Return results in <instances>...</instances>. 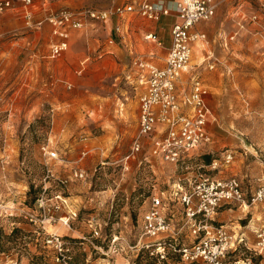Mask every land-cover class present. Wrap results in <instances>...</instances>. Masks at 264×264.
<instances>
[{
    "label": "rangeland",
    "instance_id": "1",
    "mask_svg": "<svg viewBox=\"0 0 264 264\" xmlns=\"http://www.w3.org/2000/svg\"><path fill=\"white\" fill-rule=\"evenodd\" d=\"M126 1L34 0L30 23L18 5L0 17V262L56 264L44 242L48 231L84 241L74 246L72 264H85L89 254L96 264L102 254L89 240L104 248L113 235L136 241L153 195L169 198L205 172L239 177L249 201L264 175V0H217L214 17L197 27L205 34L192 42L189 70L178 84L188 94L197 76L207 89L211 142L175 164L153 155L151 136L128 168L123 159L139 129L143 89L133 61L155 57L153 64L165 66L178 18L112 12ZM63 9L83 26L68 28V48L53 57L60 37L47 17ZM90 11L108 16L92 17ZM151 32L157 40L147 38ZM45 148L59 157L49 159ZM226 150L234 153L229 164ZM213 159L219 161L216 170L209 169ZM49 210L56 218L70 211L76 216L69 225L57 220L45 226L25 217ZM221 210L237 214L225 222H235L253 240L264 223V201ZM92 216L103 223L102 238L92 237ZM122 254L118 263L125 264L130 252Z\"/></svg>",
    "mask_w": 264,
    "mask_h": 264
},
{
    "label": "built area",
    "instance_id": "2",
    "mask_svg": "<svg viewBox=\"0 0 264 264\" xmlns=\"http://www.w3.org/2000/svg\"><path fill=\"white\" fill-rule=\"evenodd\" d=\"M15 1L0 0V17L14 7ZM22 2L30 23V8L34 0ZM217 8V0H177L173 6L142 0L138 4L116 5L113 9L112 12L119 16L136 12L150 19H159L162 15L176 13L180 19L172 28V45L165 66L159 67L141 57L133 61L137 71L135 80L143 89L140 95L139 129L130 152L123 159L126 168L127 162L135 159L151 136L153 155L175 164L186 163L195 150L211 142L207 129L211 115L205 101L207 89L195 76L191 91L182 95L178 83L182 74L189 70L192 42L200 36L204 37L193 32L192 28L201 21L213 18ZM90 12L96 18L108 16L107 12ZM47 18L54 26V33L60 37L52 47V56L56 57L68 48V28L83 26V20L66 9L51 13ZM147 38L157 40V35L151 33ZM184 105H190L193 111H184ZM87 153L84 150L83 154ZM45 154L49 159L59 157L58 152L47 148ZM223 160L231 163L234 153L226 150ZM218 167L217 159L209 164L210 170ZM80 175L84 177L85 174L81 172ZM189 183V187L180 185L169 198L163 194L152 196L143 217L142 233L136 241L130 243L113 235L107 248H104L84 236L82 240H89L102 254L101 261L96 264H121L118 263V256H122L125 249L130 252L125 264H145L140 260L155 261L156 264H264V223L254 230L253 240L241 226L236 228L234 223L229 224L219 218L221 209L226 205L238 203L246 208L249 204L264 201V175L259 178V184L251 192L249 201L242 180L234 175L223 177L198 172ZM75 216L76 213L70 211L56 218L49 210L40 215L28 211L25 217L45 226L57 220L69 225ZM88 225L92 237L102 238L103 223L96 216L89 218ZM44 242L53 250L56 264H72L74 246L84 244V241L67 240L57 232L48 231ZM237 253L241 256L238 257ZM0 264H17V261L11 259ZM85 264H93L91 254L87 255Z\"/></svg>",
    "mask_w": 264,
    "mask_h": 264
},
{
    "label": "crops",
    "instance_id": "3",
    "mask_svg": "<svg viewBox=\"0 0 264 264\" xmlns=\"http://www.w3.org/2000/svg\"><path fill=\"white\" fill-rule=\"evenodd\" d=\"M17 1L18 0H16L15 1V4H14V7L12 8V9H15L16 7H17V5L20 7V10H21V15H22V17L23 18H25V20L27 21L28 19H27V17L25 16V8H24V5H23V2H22V0H20L21 1V3L20 4H18L17 3ZM142 0H127L125 3H134V4H138V3H140ZM153 2H164L166 5H169V6H173L174 5V3H175V1H177V0H152ZM35 3V2H34ZM34 3H33V5H32V7L30 8V10H31V12H32V19H33V17H34V13H33V10H32V8H33V6H34ZM125 3H122V4H125ZM118 5H120V4H118ZM12 9H10V10H12ZM8 12V11H7ZM132 13H136V12H131V13H127V14H132ZM5 14V13H4ZM171 15H176L177 16V18H178V20L175 22V23H177V22H179L180 21V19H179V17H178V15L176 14V13H172V14H170V15H162L161 17H163V16H171ZM174 23V24H175ZM174 24H173V26H174ZM173 26H172V28H173ZM199 26H200V23H197L193 28H192V31L193 32H197L198 30H197V27L199 28ZM196 29V30H195ZM151 33H153V32H151ZM151 33H149V34H151ZM197 33H204V32H201V31H199V32H197ZM148 34V35H149ZM153 34H155V33H153ZM205 34V33H204ZM160 41V44H161V42H162V40L160 39L159 40ZM193 45H194V43H193ZM196 46V45H195ZM152 56H154V54H152ZM151 62L152 63H155L156 64V61H155V57H151ZM167 61V60H166ZM139 105H140V103H139ZM237 216V214H231V215H229L228 213H227V211H221L220 212V215H219V218H220V220H222V221H228L229 220V217L230 218H233V217H236ZM235 223V222H234Z\"/></svg>",
    "mask_w": 264,
    "mask_h": 264
},
{
    "label": "bare ground",
    "instance_id": "4",
    "mask_svg": "<svg viewBox=\"0 0 264 264\" xmlns=\"http://www.w3.org/2000/svg\"><path fill=\"white\" fill-rule=\"evenodd\" d=\"M201 46H202V45H198L196 49H197V50H200Z\"/></svg>",
    "mask_w": 264,
    "mask_h": 264
},
{
    "label": "trees",
    "instance_id": "5",
    "mask_svg": "<svg viewBox=\"0 0 264 264\" xmlns=\"http://www.w3.org/2000/svg\"><path fill=\"white\" fill-rule=\"evenodd\" d=\"M206 158H207V161H210V159H211L209 156H208V157H206ZM0 235H1V233H0Z\"/></svg>",
    "mask_w": 264,
    "mask_h": 264
}]
</instances>
